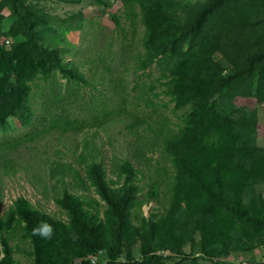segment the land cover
<instances>
[{"label": "rangeland", "instance_id": "1", "mask_svg": "<svg viewBox=\"0 0 264 264\" xmlns=\"http://www.w3.org/2000/svg\"><path fill=\"white\" fill-rule=\"evenodd\" d=\"M206 1L176 0L183 12ZM20 11L31 20L41 45L57 51L64 68L73 75L57 70L49 77L38 75L30 83L31 117L10 115L0 127V217L11 223L2 231L11 249L7 264L35 261L25 223L16 214L8 218L16 200L21 198L30 210L68 225L69 217L57 202L64 189L78 197L89 220L98 222L104 247L118 244L114 222L107 219L108 206L87 175L94 160L100 163L111 189L126 182L122 165L127 161L137 171L139 193L123 230V253L115 264H239L247 259L248 250L239 252L234 241L239 232L250 228L239 230L236 219L230 226L232 237L221 240L229 245L219 249L225 257L210 262L197 257L194 261L205 239L215 241L211 235L204 238L200 231L194 233L182 211L173 206L176 170L163 141L180 131L186 109L177 110L176 102L167 96L166 81L156 63L141 69L146 54L141 6L132 0H0V47L5 51L26 42L15 32L22 30ZM189 42L184 41L182 47ZM226 44L222 42L217 55L221 65L234 52ZM241 55L242 51L239 58ZM231 109L236 111L234 118L241 112H257L256 137L264 146V101L238 97ZM86 137L94 140L89 149H83ZM256 188L264 198V177ZM257 228L258 239L264 241V227ZM170 237L174 240L167 242ZM163 245H171L182 255L161 249ZM147 249L164 258L143 262ZM57 250L62 255L54 257L55 262L72 255L66 244L54 246ZM2 256L0 244V259ZM83 261L75 259L69 264Z\"/></svg>", "mask_w": 264, "mask_h": 264}, {"label": "trees", "instance_id": "2", "mask_svg": "<svg viewBox=\"0 0 264 264\" xmlns=\"http://www.w3.org/2000/svg\"><path fill=\"white\" fill-rule=\"evenodd\" d=\"M132 1L141 6L146 29V54L140 61L141 69L156 63L166 81L167 96L176 102L177 110L186 109L180 131L162 141L176 170L174 208L182 211V217L192 224L194 233L200 231L204 238L211 235L215 241L205 239L194 261L197 257L209 262L225 257L219 249L229 245L221 240L232 237L230 226L236 219L239 230L250 228L239 232L234 241L239 252L248 250L249 258L264 246V241L258 239L257 228L264 227V198L256 188L264 177V146L256 137L257 112H241L234 118L236 111L231 105L238 97L254 96L264 101V0H207L190 12L179 11L176 0ZM115 22L119 24L116 17ZM18 23L22 30L15 31L16 35L24 36L26 42L13 44L9 51L0 47V127L10 115L31 117L30 83L38 75L49 77L55 70L68 77L73 75L64 68L57 51L41 45L31 20L21 11ZM260 29L262 34H258ZM186 40L190 42L183 48ZM223 41L234 52L221 65L217 55ZM93 142L86 137L83 149H89ZM122 171L127 173L126 182L118 189H111L98 161L90 162L87 168L96 194L108 206L107 219L114 222L118 244L111 248L102 244L98 222L84 215L78 197L68 190L64 189L57 201L69 217L68 225L30 210L21 198L16 200L8 218L16 214L25 223L34 264H69L75 259H84L79 264L119 261L123 253L120 246L123 230L139 193L134 165L127 161ZM45 223L52 229L49 238L38 232L33 234V229H40ZM10 225L0 217L3 255L0 264H7L11 259V249L2 232ZM173 240L170 237L167 242ZM59 243L66 244L72 255L55 262L54 257L62 255L54 251ZM160 248L182 255L171 245ZM143 254L145 263L164 258L151 255L148 249ZM254 259L256 262L250 260L252 264H260Z\"/></svg>", "mask_w": 264, "mask_h": 264}, {"label": "built area", "instance_id": "3", "mask_svg": "<svg viewBox=\"0 0 264 264\" xmlns=\"http://www.w3.org/2000/svg\"><path fill=\"white\" fill-rule=\"evenodd\" d=\"M161 255V254H160ZM166 256V255H165ZM256 257V260L258 261L259 263V260L261 259L262 262L260 263H263L264 264V246L261 247L260 249L258 248L254 253L253 255L250 257V258H247V259H243V261H241L239 264H252V262L250 261L251 259L253 260V262H256L255 261V258ZM92 262H96V258H92L91 259Z\"/></svg>", "mask_w": 264, "mask_h": 264}, {"label": "clouds", "instance_id": "4", "mask_svg": "<svg viewBox=\"0 0 264 264\" xmlns=\"http://www.w3.org/2000/svg\"><path fill=\"white\" fill-rule=\"evenodd\" d=\"M37 232L39 233V235L43 236L44 238H49L51 236L52 229L50 225H47L45 223L43 224V227H41L40 229H33V234H37Z\"/></svg>", "mask_w": 264, "mask_h": 264}]
</instances>
